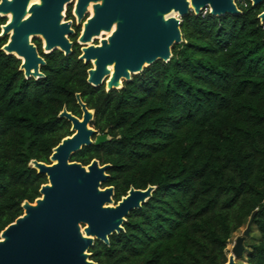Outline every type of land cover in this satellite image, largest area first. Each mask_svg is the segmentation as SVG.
I'll return each mask as SVG.
<instances>
[{"label": "trees", "instance_id": "1", "mask_svg": "<svg viewBox=\"0 0 264 264\" xmlns=\"http://www.w3.org/2000/svg\"><path fill=\"white\" fill-rule=\"evenodd\" d=\"M236 15L189 12L169 61L145 67L119 89L86 82L89 63L72 51L40 55L38 79L1 47L0 231L39 197L47 182L30 160L49 162L71 134L58 117H80L75 93L94 111L90 126L108 140L82 147L71 161L109 164L102 187L117 202L130 187L154 186L123 230L88 249L97 264H224L226 246L254 211L247 264H264V4L235 0ZM71 8L66 12L70 19ZM0 17V26L5 23ZM239 264V263H236Z\"/></svg>", "mask_w": 264, "mask_h": 264}, {"label": "water", "instance_id": "2", "mask_svg": "<svg viewBox=\"0 0 264 264\" xmlns=\"http://www.w3.org/2000/svg\"><path fill=\"white\" fill-rule=\"evenodd\" d=\"M31 1L0 0V16L8 18L1 26L0 36L8 35L1 49L22 60L19 70L25 79H38L43 76L44 59L32 39L42 38L45 53L58 50L69 55L74 29L64 19V11L73 0H41L39 5ZM250 2L252 6L264 4V0ZM205 9L215 17L240 13L234 0H75L72 15L76 25L89 14L76 41L81 45L78 59L91 63L86 82L93 87L104 85L106 91L119 89L145 67L169 61L172 46L182 40V17ZM172 11L177 16L168 15ZM257 17L264 23V10ZM112 26L114 31L100 45L92 43ZM75 99L81 116L64 107L58 113L70 123L71 134L52 148L50 163L29 161L47 182L40 186L39 197L33 202L24 200L22 214L0 231V264H97L89 259L88 249L95 241L107 244L111 234L122 231L128 213L140 208L155 188L130 187L115 202L113 187H102L109 164L92 159L82 165L70 160L82 147L108 140L90 126L94 111L86 107L79 93ZM254 214L235 237L224 264H236L243 255Z\"/></svg>", "mask_w": 264, "mask_h": 264}, {"label": "flooded vegetation", "instance_id": "3", "mask_svg": "<svg viewBox=\"0 0 264 264\" xmlns=\"http://www.w3.org/2000/svg\"><path fill=\"white\" fill-rule=\"evenodd\" d=\"M234 2H235V0H234ZM207 12H209V10L207 11ZM71 15H72V12H71ZM89 16V14L88 15H86L85 16V18H87ZM1 17V16H0ZM65 17H66V15H65ZM3 18H5L6 20H5V23L7 22V20H8V18L7 17H3ZM85 18L78 24V25H76V20H75V18H74V16L72 15V17L70 18V19H66L65 18V20H69V21H71L72 22V28L74 29V34H75V28H79V30H78V34H77V36H76V39H75V43L77 44V45H79L76 41H77V37L79 36V34H80V32H81V30H82V25H83V22H84V20H85ZM4 23V24H5ZM4 24H2V25H4ZM1 25V26H2ZM1 26H0V33H1ZM112 31H114V26H112V28H111V30H110V32H104V31H101L100 32V34L98 35V36H96V37H94L93 38V40H92V43L94 42V41H97V42H95V43H93V44H95V45H100V40L101 39H105ZM106 33H108V34H106ZM73 34V35H74ZM72 36V35H71ZM5 37L7 38V40H8V35H5ZM69 39H70V37H69ZM7 40H6V42H7ZM37 42H39V48H40V50H41V52L43 53V54H47V53H50V52H46L45 53V51H44V49H43V40H42V38H40V37H35V38H33L32 39V43L36 46V49H37V51H38V54L40 55V53H39V50H38V45H37ZM72 43H73V41H72ZM73 47V46H72ZM79 47L81 48V45H79ZM80 54H81V51H80ZM41 56V55H40ZM42 57V56H41ZM43 58V57H42ZM18 60H20V59H18ZM21 61L22 60H20V63H21ZM90 65H91V63H89ZM20 66V65H19ZM23 73V72H22ZM102 86H104V85H102ZM105 87V86H104ZM81 116V115H80Z\"/></svg>", "mask_w": 264, "mask_h": 264}, {"label": "rangeland", "instance_id": "4", "mask_svg": "<svg viewBox=\"0 0 264 264\" xmlns=\"http://www.w3.org/2000/svg\"><path fill=\"white\" fill-rule=\"evenodd\" d=\"M74 1H75V0H73V2H72L71 4H69V5L66 6V10L64 11V15H66L67 9H68L69 7L71 8V12L73 11V8H74ZM88 17H89V16H88ZM65 18H66V17H64V19H65ZM95 42H97V41H94L93 43H95ZM241 231H242V229L238 230V231L232 236V238L230 239L229 243L227 244V246H226V254H227V255L230 253V250H231V248H232L233 241H234L235 237H236L237 235H240V234H241ZM250 243H251V240L249 239V237L246 238L245 241H244V247H245V249H244V251H243V255H242V256L236 261V263H239V264H247V262H246L247 255H248V252H247V251L249 250L248 245H249Z\"/></svg>", "mask_w": 264, "mask_h": 264}, {"label": "bare ground", "instance_id": "5", "mask_svg": "<svg viewBox=\"0 0 264 264\" xmlns=\"http://www.w3.org/2000/svg\"><path fill=\"white\" fill-rule=\"evenodd\" d=\"M31 3H33V1H31L30 4H31ZM88 10H89L90 13H92V12H91V5H89ZM168 15L177 16L176 12H173V11L170 12ZM106 34H108V33H106Z\"/></svg>", "mask_w": 264, "mask_h": 264}, {"label": "snow or ice", "instance_id": "6", "mask_svg": "<svg viewBox=\"0 0 264 264\" xmlns=\"http://www.w3.org/2000/svg\"><path fill=\"white\" fill-rule=\"evenodd\" d=\"M41 3V0H33V5H39Z\"/></svg>", "mask_w": 264, "mask_h": 264}, {"label": "built area", "instance_id": "7", "mask_svg": "<svg viewBox=\"0 0 264 264\" xmlns=\"http://www.w3.org/2000/svg\"><path fill=\"white\" fill-rule=\"evenodd\" d=\"M207 11H208V9H205V10H203L202 12H203V13H206ZM263 28H264V26H263Z\"/></svg>", "mask_w": 264, "mask_h": 264}]
</instances>
